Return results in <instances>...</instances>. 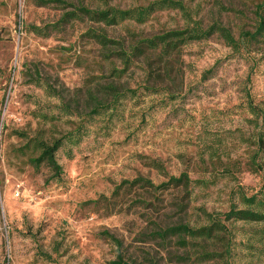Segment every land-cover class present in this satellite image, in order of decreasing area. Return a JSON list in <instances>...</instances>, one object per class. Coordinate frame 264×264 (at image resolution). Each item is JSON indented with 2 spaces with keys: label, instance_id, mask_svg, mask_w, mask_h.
Returning <instances> with one entry per match:
<instances>
[{
  "label": "rangeland",
  "instance_id": "1",
  "mask_svg": "<svg viewBox=\"0 0 264 264\" xmlns=\"http://www.w3.org/2000/svg\"><path fill=\"white\" fill-rule=\"evenodd\" d=\"M62 1L128 10L161 0ZM173 1L187 14L163 9L143 25L108 28L107 37L131 42L193 22L205 29L220 24L240 43V52L215 34L163 63L148 52L117 77L86 37L92 27L87 21L49 29L46 37L32 32L56 24L72 8L0 0V264H110L118 250L106 234L135 264H198L176 262L174 256L184 253L162 248L152 231L223 221L232 206L241 208V193L264 191V171L249 167L257 131L245 110L247 95L264 103V44L247 46L242 38L254 32V11L264 0ZM109 84L136 95L88 117V94ZM56 140L62 141L59 179L30 163L39 155L34 143ZM182 174L190 181L186 189L127 187L138 179L159 186ZM225 224L232 230L228 262L264 264V224Z\"/></svg>",
  "mask_w": 264,
  "mask_h": 264
},
{
  "label": "trees",
  "instance_id": "2",
  "mask_svg": "<svg viewBox=\"0 0 264 264\" xmlns=\"http://www.w3.org/2000/svg\"><path fill=\"white\" fill-rule=\"evenodd\" d=\"M35 2L41 7L57 4L62 9L72 8V10L64 12L56 24L45 26L44 28L33 27V33L46 37L49 29H57V27L72 21H87L92 27L85 33L86 37L99 46L101 57L113 64L110 73L117 77L127 74L139 60L147 59L146 54L148 52L156 53L155 61L163 63L167 59L178 56L188 44L207 40L215 34L234 52H240L241 48L240 43L234 39L230 30L220 24H213L205 29L200 24L193 22L191 27L184 30L169 31L149 39H135L132 37L133 40L131 42L107 37L106 29H114L125 22L143 25L155 12L163 9L178 10L186 15L184 6L180 2L173 0L156 1L146 7H136L128 10H120L109 6L102 9H90L83 5H70L62 0H35ZM254 16V32H244L242 34L247 46L264 44V4L256 6ZM115 61L120 62V68L115 65ZM151 61L149 59L146 63L149 76L152 75V72L149 71L152 65ZM169 72L166 74L167 76H169ZM98 87L100 88L96 91V95L88 94L91 100L88 117L114 109L120 104V101L134 98L136 95L135 91L129 89L121 91L112 84ZM142 89L145 92L156 93V89L148 86H144ZM104 97H110V101L106 102ZM167 97L174 100L176 94H167ZM245 110L252 117L248 122L257 131L254 138L251 139L252 141H250L254 147V152L249 159V167L252 171H255L254 173H260L264 171V167L260 166L264 162V103L255 104L247 95ZM34 146L39 151V155L30 160L31 165L35 169L45 166L51 171L54 179H59L62 175V168L57 162L56 154L62 147V141L56 140L50 144L38 141L34 143ZM262 180H264V175H262ZM189 183L187 175L182 174L178 178L170 177L167 182L159 186H154L149 180L138 179L128 183L127 187L133 188L137 186L141 189L157 191L167 190L170 187H183L186 189ZM239 205L241 208L232 206L223 221L209 218L208 223L204 226L193 227L188 224H177L165 228L157 227L151 233L152 238L157 240L162 248L172 247L176 251H182L184 253L183 256H174L176 262L196 261L198 264L217 262L231 264L228 261L232 255V230L225 223L264 224V191L261 190L249 197L241 193L239 195ZM177 206L186 205L178 204ZM106 236L117 246L118 250L116 259L110 264H135L125 259L122 253V246L117 239L108 234ZM218 245L223 247L221 252L215 250ZM148 263L155 264L151 260Z\"/></svg>",
  "mask_w": 264,
  "mask_h": 264
}]
</instances>
